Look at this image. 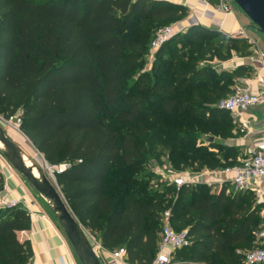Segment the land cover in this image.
Listing matches in <instances>:
<instances>
[{
	"label": "trees",
	"instance_id": "1",
	"mask_svg": "<svg viewBox=\"0 0 264 264\" xmlns=\"http://www.w3.org/2000/svg\"><path fill=\"white\" fill-rule=\"evenodd\" d=\"M187 12L169 0H0V116L19 119L78 221L103 249L123 248L127 264H151L169 206L171 226L189 236L172 264H246L244 253L258 245L264 228L249 190L223 186L213 193L205 184L164 181L133 192L139 183L150 185L154 172L146 162L177 170L239 162L237 148L224 142L232 135L230 114L216 102L233 90L234 72L251 69L216 72L193 62L214 52L223 60L233 51L243 55L244 39L193 24L176 37L192 46L191 55L175 50L165 62L167 40L151 70L136 71L150 34ZM192 118L209 129L207 144H197ZM111 121L128 130L118 133ZM173 189L172 204H165ZM30 224L23 206L0 209V264H30V243L17 236Z\"/></svg>",
	"mask_w": 264,
	"mask_h": 264
},
{
	"label": "crops",
	"instance_id": "2",
	"mask_svg": "<svg viewBox=\"0 0 264 264\" xmlns=\"http://www.w3.org/2000/svg\"><path fill=\"white\" fill-rule=\"evenodd\" d=\"M169 1L188 8V15L173 23L181 31L190 25L202 24L215 28L228 37L244 39L248 43V52L241 55L233 51L229 58L221 61L222 69L234 72L239 65L249 67L251 71L247 73L234 72V80L253 92L264 94V88L255 79L256 74H264V35L256 30L257 28H254L251 22L239 16L234 9L225 14L218 6L206 4L203 0ZM230 119L232 135L224 142L237 148V159L239 160L251 151L255 141L264 139V99L239 115H230ZM0 175L2 178L9 176L10 195L21 197L25 202L30 203L31 209L35 212L34 214L30 212L29 228L17 232L20 240H27L30 243L32 251L30 264H81L63 228L48 213L36 207L33 201L24 194L20 188V179L6 161L0 163ZM232 175L231 170L222 172L220 177L224 180L223 184L210 187L211 192L216 193L223 186L226 192H229V180ZM249 191L256 203L260 205V215H264V181L257 182L256 187ZM259 235L264 240V228L261 229ZM101 254L104 264H115L107 251L101 250ZM116 264L127 263L116 262Z\"/></svg>",
	"mask_w": 264,
	"mask_h": 264
},
{
	"label": "built area",
	"instance_id": "3",
	"mask_svg": "<svg viewBox=\"0 0 264 264\" xmlns=\"http://www.w3.org/2000/svg\"><path fill=\"white\" fill-rule=\"evenodd\" d=\"M203 1L208 4L206 0ZM218 8L225 14L232 12L231 6L226 0H220ZM180 31L181 29L175 27L174 24L159 27L150 41L151 50L156 51L164 42ZM255 79L258 84L264 88V74H256ZM262 99H264V94L253 92L244 86H236L228 95L219 99L216 102V106L220 109L226 110L230 115L234 116L239 115L241 112L252 106H255ZM15 119L18 125L19 119L16 117ZM3 161H5V158L0 151V163ZM153 167L152 171L155 174L159 175L164 181L172 183L176 187L199 183L205 184L208 187L222 185L224 180L220 177L221 173L231 170L233 171V175L229 182L232 191L253 190L256 187L257 182L264 181V139L255 141L252 145L251 151L239 159V162L236 165L222 170L208 168L200 170H177L167 163L156 164ZM61 168L62 166L56 170H60ZM10 192L11 187L9 185V176H7L3 178L0 187V209L19 204L32 214L35 213L34 210L31 209L30 203L25 202L21 197H12ZM169 216V210H165L162 214V225L159 232L160 239L156 255L151 264H172V253L176 249L189 243L187 229L182 228L180 230H175L170 224ZM97 245L99 249L105 250L99 242H97ZM107 253L115 264L116 262H125L123 259V248L119 247L112 251H107ZM244 261L246 264H264V240H262L259 245L245 251Z\"/></svg>",
	"mask_w": 264,
	"mask_h": 264
},
{
	"label": "rangeland",
	"instance_id": "4",
	"mask_svg": "<svg viewBox=\"0 0 264 264\" xmlns=\"http://www.w3.org/2000/svg\"><path fill=\"white\" fill-rule=\"evenodd\" d=\"M207 1V0H206ZM219 1L216 2V6H219ZM229 5L231 6V9H234L238 12L239 16H241L242 18H244L245 20H248L249 22H251L249 20V18L243 13V11L232 1V0H226ZM188 15V12L185 16L181 17L178 20H182L184 19L186 16ZM176 22V21H175ZM256 28V27H254ZM157 30V29H156ZM257 30V29H256ZM153 33V32H152ZM152 33L149 36V39L146 41V47H147V51L145 52V55L142 59L141 64L136 68V71H150L153 61L155 60V52L154 50H151L150 48V41L152 40L151 36ZM261 33V32H260ZM262 35H264V33H261ZM179 37L180 35L176 33V35H173L170 39H168V41L166 42V49L162 55V57H160L161 59H164V57L170 55L173 51L177 50L180 51L182 53L187 52L190 55L192 54L193 50H192V46H189L188 43L186 41H182V40H177L176 37ZM151 38V39H150ZM176 38V39H175ZM179 39V38H178ZM181 39V38H180ZM211 56V57H210ZM210 56H199L197 57L196 60H194V64L196 65H209L212 67V69H214L216 72H219L221 70H228V69H222V65H221V61H223V59L218 58L217 56V52L212 53V55ZM165 60V59H164ZM184 62L188 63V61L186 59H183ZM165 62H167V60H165ZM165 72V71H163ZM230 89L235 88L236 86H241L239 83H237L234 78L230 80ZM185 119H189V117H185ZM192 121H194L197 125V127L199 128L196 132L197 135V144H207V141L203 140L205 137V134H207L209 132V129L206 127L201 128L202 123L199 122L198 118H192L190 119ZM112 124L114 125L115 129L118 131V133L123 132L124 130H128V127L126 125H120L119 123H117L116 125L114 124L113 121H111ZM0 123L2 124V126L5 129L6 134L11 137V139L14 141L15 145L25 154H27L30 157H33V159L42 167V171L45 174V176L51 180L52 182L56 183L55 177H54V168L52 166H50L46 160L44 159V157L42 156V154L40 152H38L30 143V141L25 137V135L19 130V127L17 125L16 119L15 117L11 118V119H4L2 116H0ZM181 132H185L184 129H180ZM18 133V134H16ZM17 135L21 136L22 139H20V137H17ZM17 138V139H16ZM212 138L215 141H220L222 139H220V137H216L214 138V136H212ZM21 142H20V141ZM141 141H145V138H141ZM23 142V143H22ZM19 143V144H18ZM25 143V144H24ZM27 146V147H26ZM22 147V149H21ZM207 147L210 148V146L208 145ZM24 149V150H23ZM213 150H216L215 147H212ZM223 151V150H222ZM34 155V156H33ZM151 156H154V154H150L147 156V159L150 158ZM36 157V158H35ZM40 158V159H39ZM38 159V161H37ZM5 161L7 162V160L5 159ZM148 161V160H147ZM8 163V162H7ZM12 169L14 170V172L17 174L18 178L20 179V188L22 189V191L24 192V194L26 196H28V198H30L33 201V204L36 205V207L42 209L43 211H45L46 213L49 214V216L56 220V222H58V224L60 225V222L58 221L56 215L53 213V211L51 210L50 206L48 205V203H46V201L44 200V198L36 191V189L24 178L23 175H21L16 169H14V167L8 163ZM156 164H151L150 162H146V167L149 169H153ZM164 180L157 174L154 173L153 176H151V182L150 185H143L142 183H139L136 187L133 188V192L134 193H140L143 192L144 190L147 191H152L155 190L157 188H160L161 185L163 184ZM173 195L171 197H167L165 204H172V199L174 198V195H176V191L173 189L172 190ZM166 210H170V206L166 208ZM81 224V223H80ZM161 225L162 222H160L158 224V231L161 229ZM61 226V225H60ZM81 228L83 230V232L85 233L88 241L90 242L93 250L96 252L97 256L99 257L100 261L102 264H104V260H103V256L101 254V249H99L98 245H97V240L92 237L88 230L81 224ZM261 232V231H260ZM259 233L258 234V245L262 242V236H260ZM190 247H187L185 249V252L180 254L179 256H182L183 258H185L186 256V251H188Z\"/></svg>",
	"mask_w": 264,
	"mask_h": 264
},
{
	"label": "water",
	"instance_id": "5",
	"mask_svg": "<svg viewBox=\"0 0 264 264\" xmlns=\"http://www.w3.org/2000/svg\"><path fill=\"white\" fill-rule=\"evenodd\" d=\"M249 18L252 25L264 33V0H232ZM209 140L213 138L208 137ZM0 142L4 148L0 149L4 158L16 169L43 197L52 201L51 210L57 213V219L63 228L67 239L75 251L81 264H102L93 250L81 224L70 209L57 183L49 180L45 174L42 180L35 177L23 163L17 153V146L9 137L0 123Z\"/></svg>",
	"mask_w": 264,
	"mask_h": 264
},
{
	"label": "bare ground",
	"instance_id": "6",
	"mask_svg": "<svg viewBox=\"0 0 264 264\" xmlns=\"http://www.w3.org/2000/svg\"><path fill=\"white\" fill-rule=\"evenodd\" d=\"M16 134H18V133H16ZM17 137H20V139H22L21 138V136H19V135H17ZM17 139V138H16ZM20 141V140H19ZM21 142V141H20ZM23 143V142H22ZM19 144V143H18ZM25 144V143H24ZM27 147V146H26ZM4 148V145H3V143L2 142H0V149H3ZM21 149H22V147H21ZM24 150V149H23ZM17 153H18V155L21 157V159L23 160V163H24V165H25V167L27 168V169H29L30 170V172L35 176V177H37L38 179H40V180H42V177H43V175H44V173H43V171H42V167L33 159V157H30V156H28L27 154H25L24 152H22L19 148H17ZM34 156V155H33ZM36 158V157H35ZM40 159V158H39ZM37 161H38V159H37ZM41 195V194H40ZM42 196V195H41ZM43 197V196H42ZM44 198V200L46 201V203H48V205L50 206V208H51V205H52V201L51 200H49V199H47L46 197H43ZM55 215H56V217H57V213H54Z\"/></svg>",
	"mask_w": 264,
	"mask_h": 264
}]
</instances>
